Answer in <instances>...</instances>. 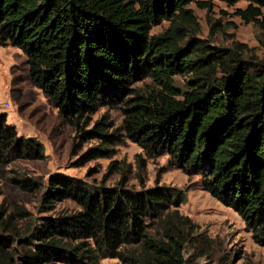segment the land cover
I'll return each instance as SVG.
<instances>
[{"label": "trees", "instance_id": "16d2710c", "mask_svg": "<svg viewBox=\"0 0 264 264\" xmlns=\"http://www.w3.org/2000/svg\"><path fill=\"white\" fill-rule=\"evenodd\" d=\"M192 1L209 5L0 0V46L21 50L31 84L72 127L71 167L112 158L129 139L146 157L167 155L171 167L199 176L198 185L233 209L264 246V63L252 69L242 54L195 37L198 23L186 8ZM244 1L235 14L264 30V0ZM163 20L167 28L151 34ZM176 75L185 77L183 88L175 85ZM148 78L150 85H136ZM119 104L118 126L108 113L92 119L100 108ZM6 117L0 111V166L46 159L43 143L18 134ZM144 167L139 159L138 169ZM129 171L113 159L99 182L55 173L43 183L11 170L8 180L38 194L39 203L33 215L22 203L0 201V264H98L104 258L185 264L186 244L209 246L198 224L177 209L185 191L157 180L135 189L127 183ZM115 173L118 181L105 185ZM64 200L78 208L57 209Z\"/></svg>", "mask_w": 264, "mask_h": 264}, {"label": "rangeland", "instance_id": "374dc122", "mask_svg": "<svg viewBox=\"0 0 264 264\" xmlns=\"http://www.w3.org/2000/svg\"><path fill=\"white\" fill-rule=\"evenodd\" d=\"M204 1L209 2L208 7H202L194 1L186 7L198 23L199 31L194 36L206 40L212 46L233 49L242 54L245 63L252 69L260 67L259 63H264V30L253 23L243 22L235 14L237 8H245L248 2L239 0L228 4L223 0ZM167 26L168 21L163 20L153 26L151 34L160 33ZM185 80L184 76H174L176 86L183 88ZM150 84L149 78L136 83L144 87ZM119 106L100 108L92 119L108 113L114 125L118 126L123 118ZM0 111L7 113V122L15 126L18 134L37 137L43 143L47 155L44 160L17 159L6 166H0V201L4 199L6 203H22L33 215H37L38 194L23 191L10 182L8 176L11 170L27 174L43 183L55 173L76 176L87 182H99L108 163L115 159L121 162L122 167L130 170L127 183L135 189L153 186L157 180L158 184L185 191L186 202L177 209L198 224V231L209 239L208 247L198 245L193 248L186 244L185 264H264V246L253 240L243 219L202 189L198 185L199 176H188L180 169L171 167L167 155L148 158L141 147L126 139L124 144L116 147V154L112 158L71 167L68 153L74 131L51 105L48 97L31 84L25 55L12 46H0ZM139 159L145 163L143 171L138 169ZM90 169H98V172ZM118 179V173L112 174L106 179L105 185L112 186ZM56 208L77 209L78 206L71 200H64ZM201 251H205V255H199ZM98 264L125 263L118 258H104Z\"/></svg>", "mask_w": 264, "mask_h": 264}]
</instances>
